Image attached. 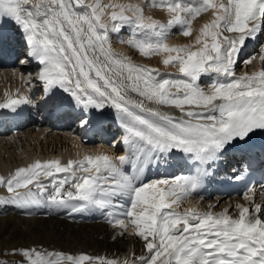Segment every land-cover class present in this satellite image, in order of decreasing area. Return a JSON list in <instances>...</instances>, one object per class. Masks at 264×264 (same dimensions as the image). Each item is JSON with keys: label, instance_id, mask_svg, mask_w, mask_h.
I'll list each match as a JSON object with an SVG mask.
<instances>
[{"label": "snow or ice", "instance_id": "snow-or-ice-1", "mask_svg": "<svg viewBox=\"0 0 264 264\" xmlns=\"http://www.w3.org/2000/svg\"><path fill=\"white\" fill-rule=\"evenodd\" d=\"M150 3L167 10L166 23L145 16L139 4L0 0V18L13 20L23 30L27 57L42 65L37 79L45 92L55 95L54 90L62 89L84 110L114 108L126 133L124 143L137 161L132 173L108 155L85 156L63 165L59 160L36 161L8 177L0 176V187L11 194L5 202L28 207L40 203L47 193L46 200L72 212L119 207V213L105 212L107 222L123 231L130 223L146 250L121 262L35 247L12 248L0 252V264H264V206L253 204L255 219L249 207L239 205L235 219L227 209L213 213L186 208L181 212L177 209L200 186L201 174L148 183L140 176L146 163L176 150L201 165L215 161L234 141H246L256 130H264V70L235 73L246 41L264 34V0ZM108 8L113 9L108 13L111 31L129 27L128 45L145 57L167 54L163 64L178 65L181 78H165L167 74L158 69L116 55L109 25L103 22ZM210 10L213 19L202 25L194 45L167 43L174 28L185 37L192 35V22ZM195 45L200 47L193 50ZM203 76L212 77L206 87L200 84ZM28 102L26 96H19L0 107L15 108ZM148 104L173 107L181 115ZM118 160L124 165L128 158ZM61 173L65 175L57 179ZM41 176L50 178L49 184L40 182ZM245 199L252 197L246 194ZM5 256L18 259L10 261Z\"/></svg>", "mask_w": 264, "mask_h": 264}, {"label": "bare ground", "instance_id": "bare-ground-1", "mask_svg": "<svg viewBox=\"0 0 264 264\" xmlns=\"http://www.w3.org/2000/svg\"><path fill=\"white\" fill-rule=\"evenodd\" d=\"M86 2H91V0H86ZM118 3L139 4L143 7L145 16H151L153 19L160 22L164 21L166 23L170 18L166 9L152 7L150 0H102V4L104 5ZM116 10L118 11V9ZM111 11H113L112 8L106 9V15L103 18V22L109 25L108 35L111 48L116 55H118L119 52L122 57H128L135 64L147 65L158 69L161 74H167L165 77L173 78L172 76H177L176 74H179V78H181V74L178 71V65L170 64L165 66L163 64L162 61L167 54L145 57L141 55L138 50L128 45L126 41L132 36L129 27L125 26L119 32L111 31L112 21L108 16V13H111ZM212 19L213 16L211 10L197 17L192 22V35L187 37L181 34L179 28H174L169 34L167 43L170 46L194 45L202 25L206 22H210ZM10 45L11 50L13 51L11 59H9L11 66L2 68V65H0V94L7 93L9 96L16 94L26 96L29 101L26 105L29 106L30 103L40 105L42 96L46 93L43 82L37 79V74L42 65H39L38 61L35 59L34 62L31 59H27L26 53L29 50V46L27 45L25 35L20 34L16 39H11ZM198 47H200V45H195L193 50ZM243 51L244 48L242 47L239 54V56H241L240 59L245 61V58H248L247 60H251V63L248 64L251 71H243L242 73L237 72V76L244 75L245 73L252 74L264 70V60L260 61L255 67L253 65V62L256 59L255 55H259L260 57L264 56V35L258 45V49L252 50L249 48L244 54H242ZM249 57L251 58L249 59ZM22 60H27V62H25L28 63L27 67L22 66L24 64L21 63ZM18 62L22 64L21 67ZM239 62L240 61L235 65L237 71L240 70V67H243V69L245 68V62L243 65H240V67L238 66ZM1 63L2 60L0 59V64ZM11 67L15 72L8 70V68ZM211 78L212 77L210 76H203L200 81L201 86L206 87ZM55 91L62 92L63 90L56 89L54 92ZM58 99L59 96L53 99V101L50 100L53 106L47 112L46 120L53 122V124L59 123V127L62 124L81 125L80 121L83 120V115L80 111L82 108L79 107L76 110L72 108L68 109L69 112L66 113L65 117L57 115ZM72 101L75 102L74 99H72ZM103 110L113 112L114 109L110 106H106ZM43 116L44 115L42 114L39 118H42ZM50 119H52V121ZM61 133L56 131V135H60L57 138H53L52 136L48 137V135L46 136L44 134L45 136L43 135L44 137L41 139L40 137L32 138L30 143L21 142L18 138L20 136H12L8 139L0 138V176L8 177L9 171L29 166L28 161H31L33 158L41 162L50 160H67L68 162L69 160H77L79 157L83 158L87 155H108L118 165V162L115 159L118 158L119 154L125 152L126 147L119 142V139L117 144L113 146L110 145L109 148L106 146L82 148L76 142L77 139L73 136L72 131H64ZM22 134L23 133L21 132L20 135ZM67 134L70 136L67 137ZM62 136L70 140L72 143L70 144V142L62 140ZM15 137L20 140L19 143H17ZM13 138L14 141H11ZM102 147L105 150L102 149ZM29 149L32 150V153H28L27 155L26 153ZM105 151L109 153H105ZM44 154L46 155L44 156ZM24 157H26L25 160H23ZM118 166L123 168L125 164ZM220 168L221 166H218V170ZM158 173H160V171ZM63 175L65 174H57V179L62 178ZM151 177L152 179L146 180L144 177H141V180L145 183L157 180L154 176ZM39 180L42 183L49 184L50 178L41 176ZM30 187L32 186L30 185ZM50 190L51 189L49 188V191ZM21 191H23V189H21ZM10 196L11 194L7 192L5 187H0V252H8L12 248L35 247L42 250H56L73 255L88 254L91 256L106 257L108 259L115 258L123 262L124 260L130 261L135 256L146 251L144 249V241L134 234L135 229H127L126 231H123L120 228L114 227L112 224H106L105 222L98 220L97 218H99L98 215H100V211L96 208L86 209L80 214L83 219L79 221L63 215L64 210L62 207H56L53 205L52 212H49L47 209L48 200L45 199L47 193L44 194V197L40 198V203L28 207L6 203L5 198H9ZM256 197L257 196L255 195L251 200L245 199V197L227 200L222 195L217 194L215 197L209 199L207 203L197 204H192L193 200L187 198L181 202L179 209L183 211L185 208H196L202 211L211 210L213 213L223 212L227 209L229 215L234 216L239 204L247 203L252 207L254 204L253 199ZM259 202L260 201H257L256 203ZM230 203H232V205ZM210 206L212 207L210 208ZM3 258L10 261L18 259V257L11 256H5Z\"/></svg>", "mask_w": 264, "mask_h": 264}, {"label": "rangeland", "instance_id": "rangeland-1", "mask_svg": "<svg viewBox=\"0 0 264 264\" xmlns=\"http://www.w3.org/2000/svg\"><path fill=\"white\" fill-rule=\"evenodd\" d=\"M44 130V131H43ZM56 131L57 130H54V131H51V130H49L47 127H42V126H38L36 129H34V130H32V132L30 133V132H22L23 133V135H21L20 137H18L20 140H21V142H23V143H30V140L32 139V138H36V137H40V139L42 138V137H44L45 135L47 136L48 135V137H53V138H57V137H59L60 135L59 134H57L56 135ZM30 133V134H29ZM40 133V134H39ZM61 133V132H60ZM39 134V135H38ZM45 134V135H44ZM32 137H31V136ZM44 135V136H43ZM18 138H15L16 139V141H17V143H19L20 142V140L18 139ZM18 139V140H17ZM62 140H64V141H68V139H66L65 137H63L62 136ZM12 141H14V139L12 140ZM32 142H34V141H32ZM37 142V141H36ZM28 153L30 154V153H32V150L31 149H29V151L26 153L27 155H28ZM24 155V154H23Z\"/></svg>", "mask_w": 264, "mask_h": 264}]
</instances>
